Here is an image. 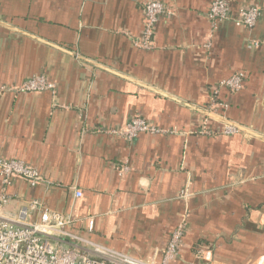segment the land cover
Wrapping results in <instances>:
<instances>
[{"label": "crops", "instance_id": "crops-1", "mask_svg": "<svg viewBox=\"0 0 264 264\" xmlns=\"http://www.w3.org/2000/svg\"><path fill=\"white\" fill-rule=\"evenodd\" d=\"M147 1L0 0V156L44 179L0 183L9 196L0 218L37 199L69 215L82 237L159 264L187 214L169 264H264V0H229L232 12L260 7L252 30L212 24L213 0H158L170 13L144 49L134 40ZM236 71L243 88L218 90ZM40 74L54 91H14ZM214 95L219 116L247 132L225 133L200 111ZM136 115L168 132H109Z\"/></svg>", "mask_w": 264, "mask_h": 264}, {"label": "built area", "instance_id": "built-area-1", "mask_svg": "<svg viewBox=\"0 0 264 264\" xmlns=\"http://www.w3.org/2000/svg\"><path fill=\"white\" fill-rule=\"evenodd\" d=\"M143 31L141 38L134 40L137 46L150 49L152 47L154 25L160 15L169 14L167 6L158 0L144 3ZM260 7L251 5L239 7L231 11L229 0H213L207 12L212 24L216 21L228 19L236 25L252 30L260 15ZM258 41H253L257 45ZM245 74L241 71L232 73L218 83V90L223 88L230 93L243 88ZM16 92H40L55 90V85L43 75H33L19 85L13 87ZM217 90V91H218ZM215 95L206 111L220 115L213 107ZM222 105H224L222 103ZM208 119V118H206ZM204 133H213L203 128ZM238 129L226 124L225 133H234ZM110 133L124 136L130 140L139 133L162 134L167 129L150 123L141 116H133L125 128L111 129ZM127 166L123 170H127ZM16 178L25 180L30 185H37L44 179L38 169L25 161L0 156V183L4 190ZM74 197L81 196L80 191L73 192ZM188 196L186 188L179 192V197ZM9 202V196L0 194V207ZM36 214L35 219L32 218ZM186 215L171 231L167 244L163 250L159 264H169L179 256V247L187 230ZM74 220L66 214L46 207L41 201L33 199L23 204L17 211L15 218H0V264H158L154 261H144L114 249L96 244L80 234L72 231ZM92 219H88L87 230L92 231ZM209 251H199L198 256L208 259Z\"/></svg>", "mask_w": 264, "mask_h": 264}, {"label": "water", "instance_id": "water-1", "mask_svg": "<svg viewBox=\"0 0 264 264\" xmlns=\"http://www.w3.org/2000/svg\"><path fill=\"white\" fill-rule=\"evenodd\" d=\"M70 53V52H69ZM74 56H78L76 53H72ZM79 58H81V59H84V58H82L81 56H78ZM84 60H86V59H84ZM86 61H88V60H86ZM88 62H90V61H88ZM90 63H92V62H90ZM202 113H204L205 115H207V116H209V117H214V118H216V119H218V120H220V121H222V122H224V123H226V124H228V125H230V126H233V127H235L236 129H238V130H240V131H245V132H247L248 130H246L244 127H241L240 125H237L236 123H233V122H231V121H229V120H227V119H225V118H223V117H220V116H218V115H215V114H213V113H210V112H208V111H206V110H203V109H201L200 110ZM250 133V132H249ZM251 134V133H250ZM254 136H256L255 134H253Z\"/></svg>", "mask_w": 264, "mask_h": 264}]
</instances>
